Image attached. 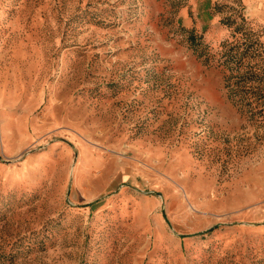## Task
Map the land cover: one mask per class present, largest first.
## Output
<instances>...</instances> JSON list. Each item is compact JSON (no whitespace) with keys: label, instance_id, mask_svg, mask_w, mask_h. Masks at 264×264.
I'll use <instances>...</instances> for the list:
<instances>
[{"label":"rangeland","instance_id":"374dc122","mask_svg":"<svg viewBox=\"0 0 264 264\" xmlns=\"http://www.w3.org/2000/svg\"><path fill=\"white\" fill-rule=\"evenodd\" d=\"M263 5L0 0V264H264Z\"/></svg>","mask_w":264,"mask_h":264},{"label":"trees","instance_id":"16d2710c","mask_svg":"<svg viewBox=\"0 0 264 264\" xmlns=\"http://www.w3.org/2000/svg\"><path fill=\"white\" fill-rule=\"evenodd\" d=\"M232 60H229V63L231 62Z\"/></svg>","mask_w":264,"mask_h":264},{"label":"crops","instance_id":"0c3cea01","mask_svg":"<svg viewBox=\"0 0 264 264\" xmlns=\"http://www.w3.org/2000/svg\"><path fill=\"white\" fill-rule=\"evenodd\" d=\"M262 7H264V5Z\"/></svg>","mask_w":264,"mask_h":264}]
</instances>
